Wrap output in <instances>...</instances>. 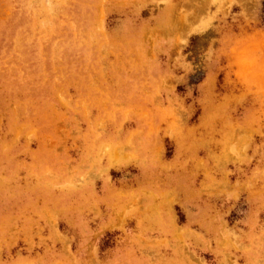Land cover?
Wrapping results in <instances>:
<instances>
[{"label":"rangeland","instance_id":"obj_1","mask_svg":"<svg viewBox=\"0 0 264 264\" xmlns=\"http://www.w3.org/2000/svg\"><path fill=\"white\" fill-rule=\"evenodd\" d=\"M0 264H264V0H0Z\"/></svg>","mask_w":264,"mask_h":264}]
</instances>
